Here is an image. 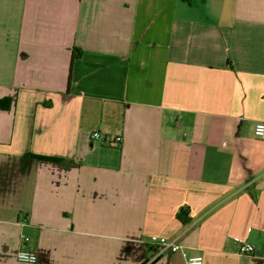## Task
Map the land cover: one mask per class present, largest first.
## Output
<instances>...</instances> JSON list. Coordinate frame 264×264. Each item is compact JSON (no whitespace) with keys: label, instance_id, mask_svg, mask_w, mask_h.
<instances>
[{"label":"crops","instance_id":"1","mask_svg":"<svg viewBox=\"0 0 264 264\" xmlns=\"http://www.w3.org/2000/svg\"><path fill=\"white\" fill-rule=\"evenodd\" d=\"M1 101L0 264H264V0H0Z\"/></svg>","mask_w":264,"mask_h":264},{"label":"built area","instance_id":"2","mask_svg":"<svg viewBox=\"0 0 264 264\" xmlns=\"http://www.w3.org/2000/svg\"><path fill=\"white\" fill-rule=\"evenodd\" d=\"M254 135L257 139L264 141V123L260 122L254 126ZM91 140L101 142L102 145L110 144V140L102 137L97 131L91 134ZM116 142L120 143L121 138H117ZM22 239H24L25 242L29 240L26 236H22ZM151 240L163 250H169L172 253H181V255L186 259V264H204V259L202 256L188 255L184 246L177 243L175 240L156 236H153ZM254 250V246L248 243H241L239 246V252L241 254H252ZM16 259L18 262L26 264H36L38 262V256L35 253L24 249H21L17 252Z\"/></svg>","mask_w":264,"mask_h":264},{"label":"trees","instance_id":"3","mask_svg":"<svg viewBox=\"0 0 264 264\" xmlns=\"http://www.w3.org/2000/svg\"><path fill=\"white\" fill-rule=\"evenodd\" d=\"M183 1H185V2H189L190 3V0H183ZM81 57V52H80V50H78L77 48H74L73 49V56H72V59H73V61L75 60V59H78V58H80ZM70 81H71V75H70ZM70 83V82H69ZM0 104H1V106L3 105V101H1L0 102ZM37 159H41V160H47V161H57V159H55V158H49V157H41V156H39V157H36ZM178 217L179 218H181L180 217V215H178ZM182 219V218H181ZM184 221V220H183Z\"/></svg>","mask_w":264,"mask_h":264}]
</instances>
